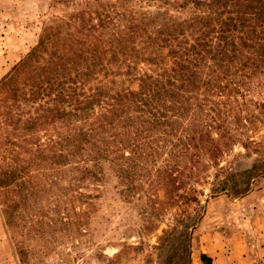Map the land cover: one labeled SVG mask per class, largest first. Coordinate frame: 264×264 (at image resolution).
I'll use <instances>...</instances> for the list:
<instances>
[{
    "label": "rangeland",
    "instance_id": "374dc122",
    "mask_svg": "<svg viewBox=\"0 0 264 264\" xmlns=\"http://www.w3.org/2000/svg\"><path fill=\"white\" fill-rule=\"evenodd\" d=\"M157 3L0 0V264H264V69L210 79L203 67L152 157L109 131L83 140L101 100L171 67L169 44L144 43L155 21L120 32L129 14L187 16ZM49 25L59 31L41 48ZM56 54L73 66L49 71ZM92 94L78 112L73 100ZM176 137L186 150L169 149Z\"/></svg>",
    "mask_w": 264,
    "mask_h": 264
},
{
    "label": "trees",
    "instance_id": "16d2710c",
    "mask_svg": "<svg viewBox=\"0 0 264 264\" xmlns=\"http://www.w3.org/2000/svg\"><path fill=\"white\" fill-rule=\"evenodd\" d=\"M157 1L155 8H159L162 4L176 8L177 12L187 11V16L176 22L171 19L168 11L163 12L158 9L152 18L147 17L146 13L129 14L125 17L120 32L126 38L133 39L139 32L146 33L145 27L150 26V20L155 21L157 28L148 31L144 43L149 47L155 43H161L157 45L158 47H162L165 43L169 44L168 57L172 59V65L168 69H162V74L157 80L143 79L137 92H116L115 97L101 100L105 111L99 114L95 125L91 124L87 129L88 132L82 135L86 144H89L90 140L95 143L97 141L95 139L100 137V134L109 131L112 138L122 136L135 157H152L158 150H163L167 146L168 137L175 136L173 125L186 110L183 101L187 98L181 93L191 91L203 67L209 71V76H212L210 79H224L230 71L244 76L245 70L253 75L264 69V0ZM109 14L116 18L123 17L122 13H117L115 10H110ZM78 16V21L75 22L76 25L80 23L78 26L80 29L82 16L80 14ZM100 26L104 27L105 24L100 22ZM57 27L49 25L42 30L40 35L42 40H39L41 48L44 47V41L55 35L53 33H58ZM184 28L189 29V32L185 37L181 34L182 39L178 41L175 32L179 34ZM77 33L78 31L74 29L73 34L68 35L76 45L80 42ZM76 51L82 53L80 48ZM51 57H54V60H50L49 71L63 68L67 61V65L73 66L70 58L62 59L57 54ZM205 62L211 63L205 64ZM56 65L59 67L57 68ZM205 83L209 84L211 81ZM94 95L85 97L82 102L73 100L76 106L83 104L82 107L77 108V111L86 110V105ZM66 97L72 101L71 96ZM122 114L125 116L123 117ZM118 125L130 129L115 132ZM151 133L156 134V137L150 135ZM138 138H141V143H133ZM186 138L189 140L191 137L188 135ZM175 140L176 142L169 144V149L175 151L179 145L184 147L180 137H176ZM119 144H122L121 141ZM141 145L144 146V151L137 150ZM187 145L189 146V142ZM92 146L96 148V153L105 149L104 147L100 149L98 145Z\"/></svg>",
    "mask_w": 264,
    "mask_h": 264
}]
</instances>
